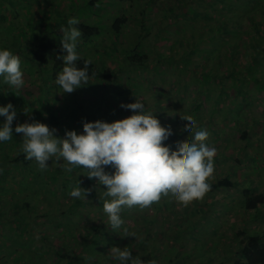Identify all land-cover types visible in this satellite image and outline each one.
<instances>
[{
	"label": "rangeland",
	"instance_id": "1",
	"mask_svg": "<svg viewBox=\"0 0 264 264\" xmlns=\"http://www.w3.org/2000/svg\"><path fill=\"white\" fill-rule=\"evenodd\" d=\"M89 1L92 0H0V48L20 56L26 81L18 92L0 83V106L10 102L18 115L12 124L14 143L2 144L8 152L19 153L22 134L14 128L33 120L55 128V135L60 138L64 137L63 128L82 134L83 122L111 123L129 117L132 110L121 105L134 103L137 98L155 111L154 116L165 130H171L173 139L164 147L176 154V146L187 145L191 139L183 132L187 127L183 118L196 120L209 133V145L217 149L210 184L227 176L235 186L215 191L208 198L205 195L187 206L162 198L151 211L138 206L133 207L134 211L124 208L121 212L124 224L117 230L119 236L114 232L103 236L112 241L117 238L115 245L107 243L103 248L99 245L100 252L94 259L100 258L102 264L104 256L108 257L102 258L104 264H115L109 252L113 246L120 248L128 242L130 237L125 235L130 231L135 233L134 257H148L147 264H233L238 257L227 259L230 250L235 249L234 234L246 229L264 235V205L258 208L261 216L256 218L253 211L242 208L243 190H249L253 196L260 193L264 196V0H227L228 4L223 5V0H95L84 8ZM72 15L87 25L104 28L92 45L78 50L81 56L89 55L95 61L102 71V81L99 75L94 82L72 93H62L51 79L48 85L51 87L45 91L47 76L45 80L40 78L22 59L24 54L29 57L25 52L29 43L23 38V30L29 24L35 29L50 30L57 21L68 20ZM116 17H125L126 22L117 39L110 31ZM62 35V32L54 35L52 41L60 43ZM124 51L143 56V63L140 66L129 63ZM104 74L109 79H104ZM36 111L39 116L33 114ZM51 114L59 118L57 125L47 123ZM3 120L0 117V123ZM55 165L63 168L61 164ZM26 168L29 166L25 164L17 167L4 184L10 192L0 193L5 197L0 200L2 210L8 212L10 197L19 199L16 182L28 176ZM105 171L111 173L112 169L105 166ZM80 175L84 174L77 170L67 179L74 180V176ZM42 179L32 177V186ZM91 181L95 184L96 178ZM49 183L52 188L57 187V193L63 186L61 181ZM73 199L67 194L60 205H55L56 209L49 202H42L40 208L49 205L51 212L60 214ZM96 200L88 195L82 200L83 213L79 212L76 218L79 226H107L108 219L99 213L102 203L97 205ZM204 202L212 203L202 209ZM195 208L201 212H189ZM144 220L146 230L141 227ZM32 222L42 221L33 218ZM4 223L0 224V264H68V256L44 249L36 232L22 230L18 234ZM53 231H47L52 239L56 234L48 232ZM144 233L148 238L147 252L140 245ZM79 235L85 237L83 232ZM12 239H19L22 244L29 241L26 245L29 248L13 246ZM58 241L55 239V243ZM78 245V241H73V253L78 252Z\"/></svg>",
	"mask_w": 264,
	"mask_h": 264
},
{
	"label": "clouds",
	"instance_id": "2",
	"mask_svg": "<svg viewBox=\"0 0 264 264\" xmlns=\"http://www.w3.org/2000/svg\"><path fill=\"white\" fill-rule=\"evenodd\" d=\"M78 17L69 18L67 27L62 26L60 40L63 56L58 57L64 65L54 79L62 93L89 84L96 73L89 70L91 59H82L78 46L82 32ZM24 69L19 55L0 48V83L17 92L25 86ZM18 96V95H17ZM133 114L111 123L97 120L83 122L82 134L66 131L63 138L55 135L56 129L33 120L18 124L14 131L22 134V152L25 159L35 161L41 170H47L48 161L61 164L66 174L79 170L89 180L96 178V186L102 189L100 201L112 232L124 224L121 212L124 208L139 207L151 211L162 198L172 199L182 206L201 200L211 189L210 180L215 168L217 149L208 143L209 133L200 128L196 120L183 118L187 125L183 132L190 137L187 145H177L175 153L165 148L173 139L171 130H165L153 110L142 99L122 104ZM25 114L28 111L24 109ZM0 143L11 141L12 124L17 111L12 103L0 106ZM105 166L112 169L105 171ZM76 179V177H75ZM102 186V187H101ZM89 189L75 186L69 195L86 200ZM125 236H135V233ZM109 257L115 264H140L133 258L128 247L113 246Z\"/></svg>",
	"mask_w": 264,
	"mask_h": 264
},
{
	"label": "trees",
	"instance_id": "3",
	"mask_svg": "<svg viewBox=\"0 0 264 264\" xmlns=\"http://www.w3.org/2000/svg\"><path fill=\"white\" fill-rule=\"evenodd\" d=\"M228 1L223 0L222 5L228 4ZM95 2V0L89 1L84 5V8H86L87 6L90 7V5L94 4ZM72 17L73 15L71 16V18ZM63 20L66 21L63 22ZM63 20L60 19L59 21H57L50 30H47L43 27L35 29L34 25L31 24H29L27 28L23 30V32H25L23 38H27V41L29 43V47L25 50V52L29 54V57L25 58L24 54V57L22 59L33 68V73H38L40 78L43 77L42 79L45 80V76H47V86L50 85L51 79H53L54 81L56 74L61 71L64 66L62 64V60L58 58L65 54L62 51L61 44L52 41L54 35L61 33L60 28L62 27V25H67L68 20ZM125 23V17H116L113 19L110 26V31L112 32L115 39H117L121 35V30ZM77 27H79L82 32V38L78 46V50H85L87 45H92L94 40L98 38L101 31H103L104 29L103 26L100 27V25L97 24L92 26L87 25L85 21H80V24ZM262 49L263 47L259 51V54L262 53ZM134 50L135 49H132L131 52H134ZM131 52L124 51V57H126L125 59H127L126 61H129V63L135 64L136 66H140L143 63V56H139L136 53L132 55ZM81 57L82 59L79 62L80 65H83L84 60L91 59L92 64L89 66L90 74L91 72L96 73L95 77L93 79H90L89 82H94L92 80H96L97 77L99 78V75H101L100 81H102V71L97 67L95 61L89 55H82ZM104 79H109V76L107 74H104ZM49 87L51 86L44 88V90L46 91ZM44 90L42 91L43 94ZM33 114L39 116V112L37 111L33 112ZM20 116L21 115H19V117ZM57 120H59V118L57 116H54V114H51L50 116H48L47 123H49L50 125H57ZM61 132L65 134L66 130L64 131L63 128ZM13 143L14 139L9 141L7 144L12 145ZM24 164L27 167L29 166V168H26L29 172L28 176H25L23 178V181L16 182V185L18 186V189L20 191V197H22V199H20V197L19 199H16V197H10V199L7 200V206L10 208L8 212L0 208V224L2 222V224L6 225V223L4 222H7L10 231L18 232V234L22 233V230H28L29 233L36 232L37 237H39V239L42 241L44 249H53V251L55 250L61 253L63 256H68V264H96V262L101 264L100 258L94 259L95 255L99 251L98 246L100 245L103 248L107 243L109 245H115L114 243H116L117 241V238L112 241L103 237L105 236L104 233L107 232V234H109L110 232H112L109 227V223H107V226L103 224L101 227H96L95 225L92 227H86L84 225L79 226L76 218L79 216V212L83 213V201L80 199H73V201H71L72 204L66 210L60 212V214H57L54 211L51 212L48 208L51 207L49 205H54V208L56 209L55 205H60L61 201L64 198H67V194L69 195L71 189L75 186L76 180L79 181L80 187L89 189L88 196L90 198H93V200H96V198L99 197L100 194H102V189L99 186H96V183H92L93 181L89 180L86 175H80L79 178L77 176H74L76 177V179L74 178V180H68L67 178L70 174H66L63 168L57 167L55 163H52L51 160L48 161L49 167L47 168V170H41L39 167L35 166L37 165L35 161L25 159L22 150L15 155V153L13 152H8L6 150V146H4L3 149L0 147V193L10 192V189L4 186V184L8 183L10 177H12V174L17 169V167H21ZM32 177L34 179L43 177V179L35 186H32ZM52 180L61 181V183H63V186L61 187L59 193H57V187L52 188L50 186L49 182ZM234 186L235 184L233 180L229 179V177L226 176L222 179L218 178L214 181V183L211 184V189L208 193H206V198H208V195L214 193L215 191L232 188ZM14 192L16 191L14 190ZM1 199L4 200L5 197L0 196V200ZM42 202H46L47 204L49 202V205H46L47 208H40ZM99 203L100 200L99 198H97L96 204L98 205ZM211 203L212 202H204L202 204V209L204 208V206H210ZM242 203L243 210H245L246 212L253 211L255 215L254 217L256 218L261 216V211H259L258 208L264 205V196L261 193L253 196L252 193L249 192V190L245 189L242 192ZM183 209H186V207ZM132 210L134 211L135 209L132 208ZM199 210L200 209L195 208L189 212L194 213V211H196L197 213ZM99 213H102L103 216L108 219L106 214L103 212V209H101ZM177 217L178 215L176 214L175 222L178 220ZM33 218L40 219L42 222L33 223ZM145 224L146 221L144 220L141 224V227L142 229L146 230ZM136 225L137 224H135L134 226ZM58 228H60V231H57L59 230ZM185 228H188L187 225L185 226ZM50 229H54V231L48 233L52 235L56 234L55 236H52L54 237L53 239L47 234V231ZM79 232H83V237H85H80ZM128 232L129 234H132L130 233V231ZM116 233L114 235L119 236V233ZM234 236L235 238L233 237L232 239V246L234 245L233 247H235V249L230 250V257L227 259V261L231 258L238 257L239 259L233 261V264H264L263 234H258L251 231L248 232V230L243 229V231L241 230L240 232H237L236 234H234ZM129 237L130 238L128 239V242H124V244L120 246V248L123 249L126 246L131 248L130 251L133 258L135 259V244H132V242H136L134 240V237ZM6 238H9V236H6ZM78 238L82 239L78 240ZM141 238L143 239V241H141L140 245H144L142 250L144 252H147V234L144 233ZM55 239L61 241L63 244L60 245L59 241L55 243ZM73 241L79 242L77 253H73ZM12 242L13 246L21 245L29 248V246H26L28 245L27 243H29V241L22 244L19 239H12ZM66 243L70 246H68ZM22 255L24 256L23 253ZM102 258L104 260L108 257L105 258L103 256ZM102 258L101 262L102 264H104ZM91 259L93 260V262L91 261ZM137 259L140 260V264H147L149 260V258L145 257L144 255L140 256ZM169 261L171 262L172 260Z\"/></svg>",
	"mask_w": 264,
	"mask_h": 264
}]
</instances>
